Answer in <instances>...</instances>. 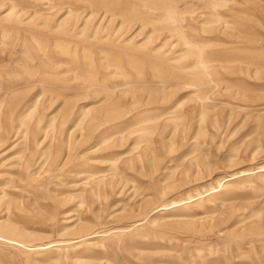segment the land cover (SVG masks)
<instances>
[{
    "label": "rangeland",
    "instance_id": "rangeland-1",
    "mask_svg": "<svg viewBox=\"0 0 264 264\" xmlns=\"http://www.w3.org/2000/svg\"><path fill=\"white\" fill-rule=\"evenodd\" d=\"M0 264H264V0H0Z\"/></svg>",
    "mask_w": 264,
    "mask_h": 264
},
{
    "label": "bare ground",
    "instance_id": "bare-ground-1",
    "mask_svg": "<svg viewBox=\"0 0 264 264\" xmlns=\"http://www.w3.org/2000/svg\"><path fill=\"white\" fill-rule=\"evenodd\" d=\"M214 2V3H213ZM212 2V6L210 7V8H212V11L213 12H216V10L218 9L217 7H220L219 5L220 4H218L217 5V2L215 3V1H213ZM222 4V3H221ZM225 5H227V4H225ZM222 7V6H221ZM226 8H228V9H226V10H228L229 11V19H230V21H228V18L226 17V24H225V27H226V33H228L227 31H229L230 29H231V27H233V21L231 20V15H230V13H232V11H233V9L229 6V5H227V6H225ZM224 8V7H223ZM211 11V12H212ZM217 12H218V10H217ZM227 16H228V14H227ZM230 38H232V36H229V38H228V40H227V47H226V51H227V56H226V69H227V71L229 72V73H232V64L234 63V62H238V64L239 65H248L247 64V62L248 61H245L244 60V54H245V52H246V50L244 49V48H242V47H240V46H238L237 47V51L233 54L232 53V51H231V49H232V46H233V44H232V40L230 39ZM240 73H242V68H240L239 69V74ZM230 77H231V75H229ZM240 76V75H239ZM229 88V87H228ZM229 89H231V88H229ZM230 91V90H229ZM230 95H232V94H229V97L230 98H228V103L230 104V109H228V114H227V119H228V122H231V120H232V116H233V113H234V110H235V108L236 109H239V110H241V108L243 107V106H241V105H238V104H240L239 102H235L234 100H241L242 98L241 97H239V94L237 93L236 95H234V96H230ZM233 103H237V104H235V105H237V107H234V105H233ZM246 174H249V173H247V170H244V171H242L241 172V175H246ZM241 175H239V176H241ZM229 186V184H225V187H228ZM231 186V185H230ZM232 186H234V185H232ZM239 187V186H238ZM241 187V186H240ZM234 188H237V186H234ZM230 189V188H229ZM225 190V189H224ZM227 201V199L225 200V199H223V201L221 200V202H220V204L221 205H223V206H225L226 204H228L229 202H226ZM178 205V204H177ZM233 206V205H232ZM258 206V205H257ZM254 208V207H253ZM260 209H261V207L260 206H258V207H255L254 209H253V215H255V216H258V214L260 213Z\"/></svg>",
    "mask_w": 264,
    "mask_h": 264
}]
</instances>
